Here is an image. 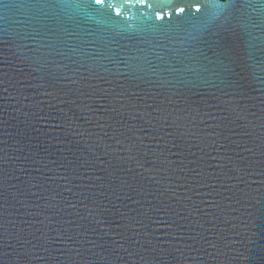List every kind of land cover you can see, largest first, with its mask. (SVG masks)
Wrapping results in <instances>:
<instances>
[{
    "label": "water",
    "instance_id": "95a60500",
    "mask_svg": "<svg viewBox=\"0 0 264 264\" xmlns=\"http://www.w3.org/2000/svg\"><path fill=\"white\" fill-rule=\"evenodd\" d=\"M0 264H264V0H0Z\"/></svg>",
    "mask_w": 264,
    "mask_h": 264
}]
</instances>
